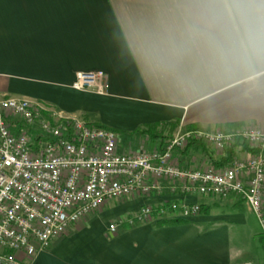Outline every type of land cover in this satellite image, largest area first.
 Wrapping results in <instances>:
<instances>
[{
  "label": "crops",
  "instance_id": "obj_1",
  "mask_svg": "<svg viewBox=\"0 0 264 264\" xmlns=\"http://www.w3.org/2000/svg\"><path fill=\"white\" fill-rule=\"evenodd\" d=\"M97 72L101 91L73 87L79 73ZM0 96L37 100L105 126L123 152L160 147L161 139L135 133L151 124L167 139L187 128L234 124L264 133V0H0ZM211 150L195 144L181 151L180 165L216 167L212 159L220 155ZM243 155L239 148L232 154ZM168 193L110 200L46 249L19 258L264 264L258 222L236 196H191L207 211L179 225L127 221L146 200L166 204Z\"/></svg>",
  "mask_w": 264,
  "mask_h": 264
},
{
  "label": "built area",
  "instance_id": "obj_2",
  "mask_svg": "<svg viewBox=\"0 0 264 264\" xmlns=\"http://www.w3.org/2000/svg\"><path fill=\"white\" fill-rule=\"evenodd\" d=\"M102 73H79L73 87L101 91ZM236 140L255 149L213 168L180 165L189 141L222 156ZM167 190L169 208L157 218L200 213L191 196H236L254 214L264 238V133L254 127L184 129L160 147L118 148L115 132L65 115L43 102L0 96V264H23L74 223L110 200ZM144 201L129 223L152 217ZM174 218V217H173ZM155 219V218H154ZM117 222L109 224L116 232Z\"/></svg>",
  "mask_w": 264,
  "mask_h": 264
},
{
  "label": "trees",
  "instance_id": "obj_3",
  "mask_svg": "<svg viewBox=\"0 0 264 264\" xmlns=\"http://www.w3.org/2000/svg\"><path fill=\"white\" fill-rule=\"evenodd\" d=\"M176 123V122H175ZM175 123H173L171 125V127H175ZM96 126L99 127H103V128H107L105 126L102 125H97L94 124ZM232 127H237V124L232 125L230 128ZM157 124H151V125H147L145 126V128L143 129H138L135 131V133L139 134V135H146L149 139H161L162 140V144L167 140V137L165 135L162 134V131H158L157 129ZM109 129V128H108ZM189 129V128H187ZM198 145L200 147L204 148H208L211 149L210 147H207L206 145H204L202 142H198V141H189V143L186 145V147L182 150V152H186L189 150V148L193 145ZM240 148L243 151L246 152H253L255 149L250 148L247 144H245L244 142H241L240 140H236V142L230 146L229 149H227L224 152V155L220 156L217 159H212V162L215 165H220L221 163L227 162L231 159L232 154L234 153V151L236 149ZM212 152H214L213 150H211ZM215 153V152H214ZM164 209L169 208V204L166 203L163 205ZM200 212H206L207 210L204 208L203 205H200ZM152 217L155 218V226L156 227H161V226H172V225H179L182 223H185L186 220L179 218V217H167V218H157L158 217V209H154L153 213H152ZM262 240H264V238H262Z\"/></svg>",
  "mask_w": 264,
  "mask_h": 264
},
{
  "label": "rangeland",
  "instance_id": "obj_4",
  "mask_svg": "<svg viewBox=\"0 0 264 264\" xmlns=\"http://www.w3.org/2000/svg\"><path fill=\"white\" fill-rule=\"evenodd\" d=\"M169 136H171V135H166V137H169Z\"/></svg>",
  "mask_w": 264,
  "mask_h": 264
}]
</instances>
